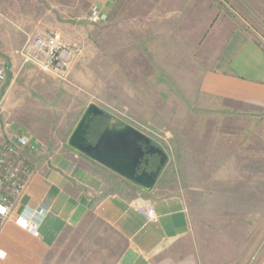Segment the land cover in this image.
Returning a JSON list of instances; mask_svg holds the SVG:
<instances>
[{
    "label": "crops",
    "instance_id": "crops-1",
    "mask_svg": "<svg viewBox=\"0 0 264 264\" xmlns=\"http://www.w3.org/2000/svg\"><path fill=\"white\" fill-rule=\"evenodd\" d=\"M93 5L107 18L102 24L132 22L135 45L181 46L182 61L194 53L205 62L200 91L223 112L260 120L264 142V0H0V63L14 69L22 60L14 50L30 34L86 21ZM29 177L10 218L0 219V264H199L183 194L144 190L70 146L39 157ZM148 203L153 220L140 211ZM42 204L49 212L39 236L14 222Z\"/></svg>",
    "mask_w": 264,
    "mask_h": 264
},
{
    "label": "rangeland",
    "instance_id": "rangeland-1",
    "mask_svg": "<svg viewBox=\"0 0 264 264\" xmlns=\"http://www.w3.org/2000/svg\"><path fill=\"white\" fill-rule=\"evenodd\" d=\"M89 16L77 23L67 20L66 28L58 29L67 42L83 47L67 77L23 60L12 70L5 67L0 143L18 134L41 141L39 150L27 153L25 190L37 159L70 146L86 108L96 103L169 154L156 185L161 193L184 195L199 264H264L260 120L213 106L214 100L200 91L205 62L192 59L194 53L182 61L181 46L135 45L132 22L123 29L117 21L92 23ZM161 16L153 18L165 27Z\"/></svg>",
    "mask_w": 264,
    "mask_h": 264
},
{
    "label": "built area",
    "instance_id": "built-area-1",
    "mask_svg": "<svg viewBox=\"0 0 264 264\" xmlns=\"http://www.w3.org/2000/svg\"><path fill=\"white\" fill-rule=\"evenodd\" d=\"M89 19L92 23L106 20L98 6L91 8ZM83 47L78 43L67 42L62 34L52 30L36 33L23 46L15 50L16 56L24 62L33 63L42 69L67 77L71 65L82 55ZM7 72L0 64V82L6 80ZM39 145L33 137L18 134L15 138L6 139L0 143V219L2 222L10 218L15 199L23 195L26 187L27 153L39 150ZM140 211L150 220L156 218V211L151 203L140 208ZM49 207L42 204L31 215L18 214L14 222L33 234L40 235V228ZM5 253L0 248V257Z\"/></svg>",
    "mask_w": 264,
    "mask_h": 264
},
{
    "label": "water",
    "instance_id": "water-1",
    "mask_svg": "<svg viewBox=\"0 0 264 264\" xmlns=\"http://www.w3.org/2000/svg\"><path fill=\"white\" fill-rule=\"evenodd\" d=\"M103 117L108 118L105 127L97 140L90 142L88 133L91 124L95 119ZM68 144L147 191L155 187L169 159L167 151L150 136L133 125H120L115 116L96 103H91L86 108L69 137ZM146 155L158 156L159 166L156 170L139 172Z\"/></svg>",
    "mask_w": 264,
    "mask_h": 264
},
{
    "label": "trees",
    "instance_id": "trees-1",
    "mask_svg": "<svg viewBox=\"0 0 264 264\" xmlns=\"http://www.w3.org/2000/svg\"><path fill=\"white\" fill-rule=\"evenodd\" d=\"M106 123H107V120L104 118H98L93 121V123L91 124L90 130H89V133H88V139L90 142H95L97 140L103 128L105 127ZM123 124H120V125H123Z\"/></svg>",
    "mask_w": 264,
    "mask_h": 264
},
{
    "label": "flooded vegetation",
    "instance_id": "flooded-vegetation-1",
    "mask_svg": "<svg viewBox=\"0 0 264 264\" xmlns=\"http://www.w3.org/2000/svg\"><path fill=\"white\" fill-rule=\"evenodd\" d=\"M103 118L108 121V118H105V117H103ZM145 159H148V161L146 162ZM145 159L141 163L139 172H141L143 170H147V171L156 170L157 167L159 166V157L158 156L146 155ZM164 168H163V170H164ZM162 172H161V174H162ZM161 174L159 175V178L161 177ZM159 178H158V180H159Z\"/></svg>",
    "mask_w": 264,
    "mask_h": 264
}]
</instances>
